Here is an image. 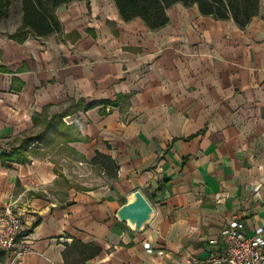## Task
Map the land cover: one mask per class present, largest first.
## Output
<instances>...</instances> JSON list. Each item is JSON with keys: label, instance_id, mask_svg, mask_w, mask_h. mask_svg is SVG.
Here are the masks:
<instances>
[{"label": "crops", "instance_id": "1", "mask_svg": "<svg viewBox=\"0 0 264 264\" xmlns=\"http://www.w3.org/2000/svg\"><path fill=\"white\" fill-rule=\"evenodd\" d=\"M55 13L61 29L47 37L0 31V154L70 103L113 105L62 119L78 141L0 161V214L14 204L15 251L31 249L0 264H64L74 241L99 248L85 264H206L229 221L253 236L264 224V0L244 28L196 5H172L155 30L124 22L114 0ZM96 153L113 175L88 163ZM134 191L154 212L138 234L115 218Z\"/></svg>", "mask_w": 264, "mask_h": 264}, {"label": "trees", "instance_id": "2", "mask_svg": "<svg viewBox=\"0 0 264 264\" xmlns=\"http://www.w3.org/2000/svg\"><path fill=\"white\" fill-rule=\"evenodd\" d=\"M74 1L76 0H0V23L8 18L13 5H18L20 25L8 37L17 42H22L29 36L47 37L59 33L61 29L56 9ZM114 4L124 22L140 19L151 30L159 29L168 23L166 10L174 4L196 5L201 15L212 16L217 20L232 19L240 28H244L250 19L258 14V0H114ZM1 70L3 69L0 68ZM97 105L112 106L113 103L109 101L70 103L66 110L45 121L44 128L37 135L24 138L19 146L1 152V163L24 164L27 161L24 153L31 144L50 145L56 138L63 143L80 140L78 133L73 129L75 127L64 125L62 119ZM88 163L98 166L110 176L117 170L109 157L98 153ZM98 253V247L74 241L66 247L62 257L64 264H85Z\"/></svg>", "mask_w": 264, "mask_h": 264}, {"label": "built area", "instance_id": "3", "mask_svg": "<svg viewBox=\"0 0 264 264\" xmlns=\"http://www.w3.org/2000/svg\"><path fill=\"white\" fill-rule=\"evenodd\" d=\"M23 232L21 215L15 210L14 204H6L0 214V253H14V259L31 253L28 246L15 251V246ZM264 224L257 227L253 236L247 237L242 225L231 220L221 232L223 249L217 257L206 264H264ZM146 250L149 252L148 246ZM189 264H199L195 260Z\"/></svg>", "mask_w": 264, "mask_h": 264}, {"label": "water", "instance_id": "4", "mask_svg": "<svg viewBox=\"0 0 264 264\" xmlns=\"http://www.w3.org/2000/svg\"><path fill=\"white\" fill-rule=\"evenodd\" d=\"M153 209L139 191H134L126 197V202L120 206L115 218L125 223L134 233H141L152 219Z\"/></svg>", "mask_w": 264, "mask_h": 264}, {"label": "rangeland", "instance_id": "5", "mask_svg": "<svg viewBox=\"0 0 264 264\" xmlns=\"http://www.w3.org/2000/svg\"><path fill=\"white\" fill-rule=\"evenodd\" d=\"M19 25H20V10L18 5H13V7L10 10V15L8 16V18L0 23V31H3V33L8 34L10 32L16 31Z\"/></svg>", "mask_w": 264, "mask_h": 264}]
</instances>
